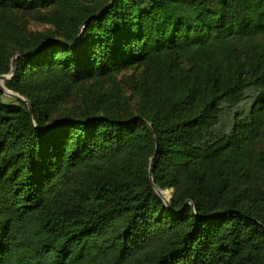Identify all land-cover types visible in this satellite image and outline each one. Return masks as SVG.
I'll use <instances>...</instances> for the list:
<instances>
[{
	"label": "trees",
	"instance_id": "1",
	"mask_svg": "<svg viewBox=\"0 0 264 264\" xmlns=\"http://www.w3.org/2000/svg\"><path fill=\"white\" fill-rule=\"evenodd\" d=\"M2 10L53 30L0 31V264H264V0Z\"/></svg>",
	"mask_w": 264,
	"mask_h": 264
},
{
	"label": "rangeland",
	"instance_id": "2",
	"mask_svg": "<svg viewBox=\"0 0 264 264\" xmlns=\"http://www.w3.org/2000/svg\"><path fill=\"white\" fill-rule=\"evenodd\" d=\"M48 14H51V11H8V10H2L0 11V31H3L5 33H15L17 30L21 32L24 36H32L37 35L41 33H49L53 30L52 26L44 21V17ZM18 52H15L11 55L10 61L12 58H16L18 56ZM16 60V59H15ZM7 74V73H6ZM127 75H130L129 71H124L121 74L117 76V79L120 80L123 84V88L125 89V94L129 96L130 90L128 82L125 80V77ZM1 80V79H0ZM2 86L1 88L6 89L8 92H12L8 90L5 87V80H1ZM0 100L4 103H13L16 98L9 97L6 94H4L2 91H0ZM14 93V92H13ZM132 98L131 102L135 98L134 96L130 95ZM75 104V101H70L69 104L66 106H72ZM163 191H166L167 198L163 197L164 199L168 200L171 197L172 189H160Z\"/></svg>",
	"mask_w": 264,
	"mask_h": 264
},
{
	"label": "water",
	"instance_id": "3",
	"mask_svg": "<svg viewBox=\"0 0 264 264\" xmlns=\"http://www.w3.org/2000/svg\"><path fill=\"white\" fill-rule=\"evenodd\" d=\"M15 59L16 58L14 57L10 61V70H9V72L7 74H1L0 75V79L1 80H3V81L4 80H7V79H9L14 74V70H15ZM0 91H2L4 94H6L9 97H13V98L19 99V100L23 101L24 103H26V105L28 107V111L31 112L30 102L27 101L25 98H23L22 96L18 95L17 93L8 92L6 89L1 88V87H0ZM155 148H157V141L156 140H155ZM154 158H155V153L152 155V157L149 160L148 173H149L150 179H151L152 164H153ZM154 189H155L156 193L162 198V200L164 201L165 205L168 206L169 201L163 198V196H162V190H160L157 187H154Z\"/></svg>",
	"mask_w": 264,
	"mask_h": 264
},
{
	"label": "bare ground",
	"instance_id": "4",
	"mask_svg": "<svg viewBox=\"0 0 264 264\" xmlns=\"http://www.w3.org/2000/svg\"><path fill=\"white\" fill-rule=\"evenodd\" d=\"M1 86H2V82H1V80H0V87H1ZM162 196L165 197V198H167L166 191H163V190H162Z\"/></svg>",
	"mask_w": 264,
	"mask_h": 264
}]
</instances>
